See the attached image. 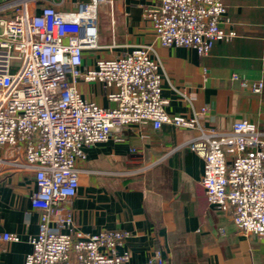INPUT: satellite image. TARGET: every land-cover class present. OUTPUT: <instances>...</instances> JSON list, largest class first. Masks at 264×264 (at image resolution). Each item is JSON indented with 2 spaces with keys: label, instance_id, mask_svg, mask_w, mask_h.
<instances>
[{
  "label": "built area",
  "instance_id": "1",
  "mask_svg": "<svg viewBox=\"0 0 264 264\" xmlns=\"http://www.w3.org/2000/svg\"><path fill=\"white\" fill-rule=\"evenodd\" d=\"M69 1L0 0V166L33 174L30 200L40 217L24 264H131L130 250L123 249L130 232L84 233L68 210L79 193L78 164L86 161L87 149L122 141L132 125L194 131L189 148L204 160L201 184L209 205L227 213L241 234L264 241V133L249 120L228 131L206 128V107L192 116L167 113L163 66L152 46L85 67L86 53L101 49L99 7L113 0ZM64 2L73 6L59 9ZM144 13L163 47L191 49L201 57L237 35L223 27L229 23L223 0H157ZM232 79L263 92V80L249 83L237 74ZM79 82L101 84L117 106L85 100ZM20 241L16 234H0V242ZM154 261L165 264L161 251Z\"/></svg>",
  "mask_w": 264,
  "mask_h": 264
},
{
  "label": "crops",
  "instance_id": "2",
  "mask_svg": "<svg viewBox=\"0 0 264 264\" xmlns=\"http://www.w3.org/2000/svg\"><path fill=\"white\" fill-rule=\"evenodd\" d=\"M223 1L229 20L223 27L237 35L201 57L191 49L160 44L144 15L157 0H113L98 21L101 49L87 52L84 65L152 46L153 58L163 66L167 113L192 116L206 107L201 121L206 128L228 131L249 120L264 133V89L255 94L232 79L237 74L249 83L264 81V0ZM77 89L87 101L117 106L101 84L79 82ZM190 96L192 102L186 99ZM194 136L192 130L168 124L159 130L152 124L132 125L122 141L88 148L86 161L78 164L79 193L68 210L76 228L87 234L130 232L123 249L130 250L131 264H155L156 251L165 264H264V241L241 234L227 213L209 205L201 184L204 160L189 148ZM34 189L33 174L0 166V234L21 239L0 242V264H24L32 251L29 238L38 234L40 222L31 206Z\"/></svg>",
  "mask_w": 264,
  "mask_h": 264
},
{
  "label": "rangeland",
  "instance_id": "3",
  "mask_svg": "<svg viewBox=\"0 0 264 264\" xmlns=\"http://www.w3.org/2000/svg\"><path fill=\"white\" fill-rule=\"evenodd\" d=\"M72 0H70L69 2H71ZM81 1V0H80ZM69 2H64L63 5L66 7L68 6L67 8H70L73 6V3H69ZM72 2H75V1H72ZM106 5H103V6H100L99 7V18L101 19L102 16H103V13H104V9H105Z\"/></svg>",
  "mask_w": 264,
  "mask_h": 264
},
{
  "label": "trees",
  "instance_id": "4",
  "mask_svg": "<svg viewBox=\"0 0 264 264\" xmlns=\"http://www.w3.org/2000/svg\"><path fill=\"white\" fill-rule=\"evenodd\" d=\"M82 1H86V0H82ZM226 5V4H225Z\"/></svg>",
  "mask_w": 264,
  "mask_h": 264
}]
</instances>
